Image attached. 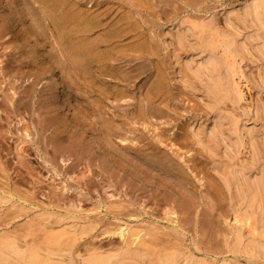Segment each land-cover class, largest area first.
<instances>
[{"label":"rangeland","instance_id":"1","mask_svg":"<svg viewBox=\"0 0 264 264\" xmlns=\"http://www.w3.org/2000/svg\"><path fill=\"white\" fill-rule=\"evenodd\" d=\"M114 1L115 0H86L85 3V0H73L74 3H79L80 9L83 8L82 10L91 11V14L93 15L104 10L107 6H111V4L113 7L111 6L109 7L110 9H107L110 10L111 16L114 15L112 13L115 12L114 17L112 16L115 20L124 14L122 11L125 13L130 11L133 16L135 15L134 18L140 27L136 24V31L134 33V36L136 35L135 39L134 36H132V40L129 42L131 45H134L132 48H137V52L134 51V54L136 53L137 55L135 54V56L133 52L131 55H133L135 59L138 58L139 60L131 59L135 63L131 62L130 65L132 67L130 69H128L129 67L126 68L124 66V69L121 71H116L117 74H122V77L126 72H128L125 74L127 78L124 79L125 83H127L126 79L129 81L127 83V92L125 93L127 97H129L127 99H130L129 102L131 101V106H128L129 103H126V100L121 101L120 103H114L116 106L119 104L123 110H118L120 118L122 116L124 120L128 121L125 122L123 119H117L118 122L116 123L117 125L119 124L120 128L122 126V130L121 132L119 130V133L124 135L126 134L130 140L135 139L134 142L131 141L132 146L135 145L134 147L139 146L140 148H143L142 146L144 143H142V140L144 138L147 142L150 141L153 143L150 144V142H148L149 150H151L152 153L148 150L149 155L144 153L143 155H140V153L137 155L135 150H139L140 148H133L131 146L133 150L132 152H127L129 153V156L128 154H123L121 153L120 148H122V146L120 147L119 140L116 141L117 137L116 139L111 138L112 142L104 141L103 143V141L99 140V136L97 137L95 135L94 128L92 127V129L90 127V124L94 121V119H83L85 122L81 121V126L84 127V129L83 132L80 131L81 134H77L79 137L76 139V145L67 141L68 137L65 136L62 138H65L68 144H66L65 139L53 138L50 146L51 149L49 147V149H46V147H44L45 144L43 145L42 141L44 138L43 135L45 134L43 133L42 138L40 137L42 144L40 145L42 147H39H41V149H45V151L49 153L45 156L47 158L56 156L57 164L60 165H58L60 168L57 166V169L54 171L50 165L44 162L45 156H43L40 148L37 149L34 147V144L30 143L31 140L29 138L26 139V142L28 143H23L22 141L24 138V135H22V129L24 126L26 127L31 124V131L33 130L32 132L36 133V130L34 131L33 128L36 125V120L32 124V121L28 119V114L15 118L13 126L16 124L17 130H21L16 132V136L10 135L9 138L11 140L13 137V142H17L19 139V141L22 142L20 147L25 150L26 154L20 156L17 155L16 145H18L19 142H17V144L15 142L13 144L10 140L7 142V144L9 143L7 145V152L9 154L11 153L10 156L7 157V161L9 162V165L12 164L11 166L14 169V171L12 170L14 173L13 178L17 176L14 178V181L17 179L19 180H17V184H14V181H12L13 184L11 183L9 184V187H6L5 191H12L11 193L15 196L11 203L0 205V241L14 240L19 244L25 241H33L35 247L48 244V241L43 239V235H63V228H56L52 233H45V224L42 223V221H45L44 218H48L49 215L52 214L54 216H51L50 223L56 221V219L60 216L66 218L64 220V227H70L73 224H77L76 227L79 226L77 231L78 235H80L81 231H83L81 226H85V236L78 240L72 247L70 253V257L72 258L71 264H80L81 261L78 255L81 253L84 254L86 249L90 248L89 246L99 247L103 250L119 246L120 240L117 234L113 233L116 232L115 230H117L119 226H124L123 228L127 227L130 231L132 229L134 230V228L135 230L139 228H147L146 230H149V228L150 230L155 229L154 235H143L139 243L158 242L159 245H162L161 241L163 240L165 242L168 241L167 244L169 243L171 245L173 243L179 246L178 243H180V245H182L179 246V249L186 247L187 250L197 254H200L202 251L205 253V250L211 251V249L213 250L216 247L217 251L215 249L212 251L214 255L211 254V259L215 260L218 264H221L224 261L226 263L228 262L227 264H241V262L242 264H246L244 259H241L239 256L231 255L226 252L227 250L224 251V244H221L223 241L218 239H221L220 236L222 235H229L230 225L233 223L231 219L232 200L231 195L229 194L230 192H228V187L234 168L238 166L245 167L250 165L253 154L251 153L252 149H256V152L260 155L262 154L261 151L264 148V63L262 54L258 47L250 43L251 40H247L249 41L247 45L246 39L248 38H246V36L249 31V23L247 24L246 22L235 18L237 15L241 14L243 6L251 0H140L139 2L138 0H132L130 1L131 3H129V0H125V2L124 0H120L122 3L119 0H117V2ZM140 3L142 4V9L139 8L141 6ZM19 4L20 8L14 9L9 7L4 14L6 16H10L14 10V12L18 14V18H23L25 16L24 13L27 6L23 7L22 3ZM4 5L7 4L4 3ZM90 6L93 7L89 8ZM136 6L139 7L137 8ZM35 7L37 8V6ZM115 8H118V10ZM40 9L43 8L41 7ZM40 9L38 8L36 12L37 14L39 13L42 15L40 17L43 18V15H45L43 13L44 10L41 11ZM211 13L218 14L216 17V24L218 26L217 29L224 38H243V42L246 44V49L242 57L241 66L243 67L249 86L253 89L252 98H250L246 87L244 86L245 82L242 80L243 99L239 101L237 105H231L229 102L219 105V109H223L220 111H223L222 114L225 115L224 117L227 115L226 119H224L225 124L222 126V132H220L221 129L219 130L218 127L213 128L215 121L214 116L217 111L216 109H211L208 106V93L207 88L205 87L207 82H205L204 79H199L194 74L193 70L189 68L190 55L193 53L191 44H194V40L191 43H181L178 41L177 36L178 30L182 26L178 25L177 22L186 21L189 18L191 20L195 19L194 21H199L204 17L206 18ZM54 14L61 15V12L58 11ZM200 16L201 18H199ZM110 19L112 18L110 17ZM27 21L28 20H26V22ZM26 22L25 25L28 23ZM21 28L23 30L28 29L27 26H22ZM44 28L46 29V27ZM49 32V30L45 31L43 29L42 34H38L36 37L35 35H31L32 38L29 40H32L29 42L27 41L28 49L32 50V53L30 51L28 55L30 58L32 57L31 59H35L38 68L44 67L47 63H49V61L54 62L56 64L55 66H59V64H61V67L63 66V62H65L64 60L66 55L64 53L66 52V46L62 44L59 45L57 39H55V37ZM50 35H52L51 40L49 38ZM241 36L243 37L241 38ZM53 44L58 45L60 48L54 45V49ZM145 44L146 46L148 44L150 47H147L146 49ZM64 50L65 52L63 53ZM60 55L62 58L58 57ZM142 58L146 59L147 62L145 60L143 61ZM124 64L126 65L127 63L124 62ZM124 64H122V66ZM156 71L158 73H155ZM159 73L163 78L159 77ZM157 79H160L159 81L164 85L163 92L157 96H153L154 99H152L150 104L146 106L147 112L151 109L153 114V116H151L153 118H150L148 127H146V125L141 126L143 120H139V117L132 113L136 112L134 110L142 105V96L145 95V91L156 90ZM145 85L146 87L148 86V88H146ZM141 92L144 94H140ZM61 96L64 97V103L66 105H70L67 106L70 107L71 110H74V107L78 106L76 105L78 104L77 102L74 104L76 100L74 101L69 90H66L63 94H61ZM0 99L2 100V98ZM40 110L41 111H39V113H41L39 115L41 116H37L38 120L42 117V113L44 114L43 116H45V111H43L44 109L41 107ZM59 112L60 122L63 121L62 123L66 124L63 116L60 117V115L64 114L63 109L60 108ZM76 114L77 117H80L78 116V114H81L80 110H77ZM129 114L133 117L131 116V118ZM133 118H137L136 121ZM232 118H239L242 124L241 141L237 145H234L235 139L229 137H232V133L228 134V131L232 129L230 125ZM137 120L141 121L140 124H138L139 121ZM120 122L123 123L121 124ZM130 122L132 123L129 124L131 127L124 125ZM21 126L22 128H20ZM37 127L39 128V125ZM132 127L136 132L138 130V132L136 133ZM51 129L52 128H50L49 132L52 131L53 133L54 130ZM127 129H131L130 132ZM13 131L15 132V129ZM85 131L88 132L86 133ZM131 131H134L135 133ZM49 132H46L48 134L45 135V140L46 138L50 139V137H52V133ZM34 133H31V135ZM81 137L85 144L88 143L87 145L89 148H87V145H85V148L84 144H81ZM95 137L99 139L97 140ZM37 139L39 138L37 137ZM59 140H61V142ZM62 141H64L65 144ZM250 141L253 144L252 146L249 145ZM55 142L58 144H55ZM60 143L62 146L59 145ZM69 143L73 145L74 149L72 148V145H69ZM58 145L61 146V148ZM82 145L84 147H82ZM109 145L110 147L114 146L115 148H110ZM10 147L13 151L10 150ZM65 147L76 156H73L71 153L69 154L68 152L70 151H67ZM76 147L77 150H75ZM79 148H83L82 150L86 154H83V151ZM59 149L65 150L61 151ZM86 150L88 152H85ZM112 150L114 152L116 151V153ZM79 151H82L81 153L83 157ZM91 151L93 152L91 153ZM157 151L160 152L158 153ZM87 153H90V156ZM160 153L164 154L159 155ZM6 154L7 153H4V155ZM91 154H95L96 156L92 155L95 156L92 157ZM120 154L121 156L124 155V158L119 156ZM78 155L79 157L77 158ZM84 155L88 157H84ZM80 156L83 160L80 159ZM125 156H128V158H131L132 156V159H128L127 157L125 158ZM91 157L93 159H91ZM96 157H98L97 160L100 159L98 160L99 163L95 160ZM145 157H147V159ZM166 159H168L167 161L169 164ZM86 160L88 164L90 163L89 166L93 165V167L90 166L92 171L87 173L85 180L84 178H81L79 172L81 171L80 169L83 168L82 166ZM93 160L95 161L93 162ZM130 160H134V162H130ZM79 161L83 165L80 166ZM166 163L169 165H166L167 169L164 167ZM68 164L69 166H67ZM101 166H104V168ZM92 168L94 170L96 169L95 172ZM73 172L78 175V181L75 180ZM104 172L107 173L105 174ZM108 172L112 176L109 175ZM16 173H18V175ZM108 175L112 178L114 177L113 181L112 178L109 179L112 182L108 180V178H110ZM90 178H92V180ZM93 178L97 182L99 180L100 181L97 183L93 180ZM120 179H122L123 182ZM1 181L3 182L2 184L7 182L3 180ZM83 181L86 183L90 182L92 186L95 185L96 187L94 186V188L97 189L95 190L96 192H86L88 190H86ZM102 181L105 182L103 183ZM106 181L110 182V184L108 183L110 186ZM125 183L129 185L128 188V185ZM124 184L127 186H123ZM114 185L116 187H114ZM118 186L120 187V190L118 189ZM14 187L17 188L14 189ZM116 188L120 193H122L121 195L126 194L128 197H117V199L116 197L111 198L110 196L113 194L114 190L118 195ZM123 189H125L124 192ZM4 197L5 195H0V199ZM142 197L146 199L143 209H140L137 205L134 207L135 209H133V207L128 209L131 213H133L134 210H137V218L134 217L136 219H130L128 217L127 219H118L115 216L119 213V210H116V208H110L112 207V204L127 205L125 203L130 202L128 199H131V201L135 199L134 201L136 202ZM120 201L124 203H121ZM110 202L112 204H110ZM128 210H125L124 212ZM146 211H149L150 214L147 215L148 213ZM171 212H174V214L169 215L168 213ZM42 214L43 216H41ZM77 216L80 217L81 220L78 219ZM88 218L89 220H87ZM169 219L172 222L169 223ZM174 221L176 222L174 223ZM214 235L216 236V239L214 238ZM211 242L214 243L213 247L211 246ZM219 243L221 245H219ZM164 244L165 243H163V245ZM217 246L219 248H217ZM199 249L201 250L200 253H198L200 251ZM217 252L220 254L222 253L223 256H218L219 254Z\"/></svg>","mask_w":264,"mask_h":264},{"label":"bare ground","instance_id":"2","mask_svg":"<svg viewBox=\"0 0 264 264\" xmlns=\"http://www.w3.org/2000/svg\"><path fill=\"white\" fill-rule=\"evenodd\" d=\"M130 1L132 0H129V3H131ZM139 1L140 0H138V2ZM114 2H117V0H115ZM146 2H143V3H146ZM4 3L7 5H4ZM19 3H22L23 7L27 6L26 7L27 11L25 10V13H24L25 16L23 18L22 17L18 18V14L15 13L14 10H13L12 15L10 16L9 15L6 16L4 14V12L9 7L14 8V9L20 8ZM85 3H86V0H85ZM141 3H140L141 6L140 5H139L140 7L138 6L140 9L143 8ZM35 6H37V8ZM111 6L113 7L112 4ZM111 6L110 5L107 7L104 6L105 7L104 10L102 11L99 10L100 12L93 15L91 14V11L82 10L83 8L80 9L79 3H74L73 0H0V49H1L0 50V98H2V100L0 99V191H1L0 195L1 196L5 195L4 198L0 199V205L11 203L12 199L15 197L14 194L11 193L12 191H8V190L5 191L6 187H9V184H11L12 181H14V178L17 177L14 175L15 177L13 178L14 169L11 166L12 164L9 165V162L7 161L8 159L7 157L10 156L11 154L7 152V145L9 144V143L7 144V142H9L10 140L9 138L10 135L16 136L17 135L16 132H19L21 130V129L17 130L16 124H14L13 126V123H14L15 118L21 117L22 115L24 116L28 114L29 116L28 119L32 121V124L36 120V123H35L36 125L33 127L34 131L36 130V133L32 132L33 130L31 131V126H32L31 124H30L31 126L29 125V126L23 127L22 129L23 131L22 135H24V138L22 139L23 143H25L26 139L29 138L31 140L30 143H33L34 147H36L37 149L40 148V151H42L43 156L49 154L47 151H45V149H41L42 144L40 140L42 138L43 133L45 135L48 134L46 132H49L50 128L54 130L53 133L52 131L49 132V133H52V137H50V134H49L50 139L46 138L45 140L44 139L45 135H43L44 137L43 139L45 141L43 139L42 141H43V145L45 144L44 147H46V149L50 148L53 138L61 139L62 137L66 136L68 137L67 141H69L72 144L73 143L75 144V142L77 141L76 139L79 137V135L77 134H79L80 131L83 132V129H84V127L81 126L82 125L81 123L85 122L83 119L85 120L94 119V121L91 122L90 127L94 128L95 135L97 137L99 136L100 139L99 138L98 139L100 141H103V143L104 141L112 142L111 138L116 139L117 137L116 141L119 140L120 142L119 145L120 147L122 146V148H120L121 153L128 154L129 156V153L127 152H132L133 148H138V149L140 148L139 146L134 147L135 146L134 144H133L134 146H132L131 141L134 142L135 139L130 140V138L127 137L126 134L124 135V134L119 133V130L120 132L122 130V126L120 128L119 124L117 125L116 122H118L117 119H123L122 116L120 118L118 114V110H122V109L119 104H117L118 106L115 105L116 103H120L121 101L126 100L127 101L126 103H129L128 106H131L130 104L131 101L129 102L130 99H127L129 97H127L125 93L127 92V86H128L127 83L129 81L126 79L127 83H125L124 79L127 78L125 74H127L128 72H126L124 76L122 77V74H119V73L117 74L116 71H121L122 69H124V66L126 68L129 67L128 69L132 67L130 64L131 62H134V61H132L131 59H135V58L131 54L132 52L134 54V51L137 52L136 50L137 48H132V46L134 45H131L129 41H131L132 36H134V33L136 31L137 22H136V19L134 18L135 15L133 16L130 11L126 13L122 11L124 14L122 13L123 15L115 20L113 18L115 15V12L112 13L114 14L112 15L113 16L112 17L110 10H109L110 9L109 7ZM41 7L43 9H40ZM92 7L93 6H90L89 8H92ZM38 8L41 11L44 10L43 13L45 15H43L44 16L43 18L40 17L42 15H40L39 13L37 14L36 10ZM115 9L118 10V8H115ZM58 11L61 12V15L54 14L55 12H58ZM217 15H218L217 13H211L209 16H207L206 18L204 17L199 21L197 20L194 21L195 19L191 20L189 18L186 21L177 22L178 25L180 26L182 25L181 28L177 32V36H178V41L181 43H191L194 40L193 41L194 44H191L192 45L191 49L193 50V53L190 55L189 68L193 70L194 74L199 79L201 80L204 79L205 82H207L205 87L207 88V93H208L207 94L208 106L211 109H216L217 111V113L215 111L216 114L214 116L215 121L213 120L214 121L213 128L218 127L219 130L221 129L220 132H222V126L225 124L224 119H226L227 115L226 117H224L225 115L222 114L223 111L222 112L220 111L223 109H219L220 108L219 105H222L228 102L231 103V105H237L239 101L243 99L244 95H243L242 84H241L242 80H244L245 82L244 86L246 87L248 96L250 98H252L253 89L249 86L246 80V76L244 74L243 67L241 66L242 59H243L242 57L246 49V44L243 42L244 40L242 38L243 36H241L242 39L238 37H237L238 39L234 37L224 38L223 35H221L217 29L218 27L216 24ZM110 17L112 19H110ZM199 18H201V16ZM235 18L237 20L246 22L247 24L249 23L248 24L249 31L247 30L248 33L246 32L247 33L246 38L248 39H246V41L251 40L250 43L258 47V49L260 50L262 54V59L264 63V0L248 1L243 6L241 10V14L237 15ZM26 20H28L27 21L28 23L26 22ZM24 21L27 23V25H25ZM22 26H27L28 29L23 30L21 28ZM44 27H46V29ZM43 29L45 31L49 30L50 31L49 33L52 34L55 37V39H57V42L59 43V45L62 44L66 46V52L65 50L63 51V53L65 52L64 54L66 56L64 60L65 62H63L62 67H61V64H59V66H55L56 64L54 62L49 61V63H47L44 67L38 68L37 67L38 65L35 59L34 58L31 59L32 57L30 58V56L28 55L30 51L32 53V50L28 49L27 41L29 42L32 40V39L29 40L30 38H32L31 35H35L36 37L38 34L39 35L42 34ZM52 35L49 36L50 40L52 39L51 38ZM135 36H134V39H135ZM248 42L249 41H247V45H248ZM54 45L58 46L56 44H53V47ZM147 47H150V46L147 44L146 49ZM61 51H62V48H61ZM58 57L62 58L61 55ZM135 60H139V59L136 58ZM144 60L146 61V59H143V61ZM124 62L127 64L125 65ZM122 64L124 65L122 66ZM157 71L155 73H158ZM159 77H162L160 76V73H159ZM119 79L121 80L123 79L124 81L123 80L121 81ZM159 80L158 79L156 80L157 88L155 91L147 90L144 92L145 95L142 96L143 102L140 99H138L141 101L142 105L140 106L138 105L139 107L137 109L135 108L136 110H134L136 112L132 113L134 115H137L139 117V120H143V123H141V126L146 125V127H148L150 118H153L151 109L150 111L147 112L146 106H148L150 104V101L154 99L153 96H157L158 94L163 92L164 85ZM146 88H148V86ZM66 90H69L70 95L72 96L74 101L76 100L74 104H76V102L78 103L76 104L78 106L74 107L75 108L74 110L72 109L74 112L70 109V107H68L70 105L67 104L68 105L67 106L64 103V97L61 96V94H63ZM144 93L141 92L140 94L143 95ZM41 107L44 109L43 111H45V116H43L44 114L42 113V117H40V120H38L37 116H41L39 115L41 113V112L39 113V111H41L40 110ZM60 108L63 109V113H64L63 115H60V117L63 116V118L66 121V124L62 123L63 122L62 120H61L62 122H60V118L58 114ZM77 110L78 111L80 110L81 114L80 115L78 114V116L80 117H77V114H76ZM131 116L132 115H130V117ZM137 118H133V119H135L136 121ZM124 121L128 122L127 120H124ZM140 122L141 121H139L138 124H140ZM120 123L122 124L123 122H120ZM129 124H132V123L131 122L126 123L124 125L131 127ZM38 125H39V128L37 127ZM230 125L232 129L228 131V134L232 133L231 134L232 137L231 136L229 137L234 138L235 139L234 145H237L241 141V125H242L241 120L239 118H232V122L230 123ZM88 126H89V123H88ZM20 128H22V126ZM14 129H15V132L13 131ZM134 131H131V132H134ZM85 132L87 133L88 131H85ZM31 133H34V134L31 135ZM37 137L39 139H37ZM141 137L143 138L142 135ZM12 139L10 141L13 142ZM62 139L64 140L65 138H62ZM59 141L61 142V140ZM81 141H82V137H81ZM17 142H19L18 145H16L17 155L20 156V155L26 154L25 150H23V148L20 147L22 145V142H20L19 139ZM17 142L15 143L17 144ZM62 142L64 143V141ZM65 142H66V139H65ZM82 142L81 144H84V146L88 144V143L85 144L84 142L83 143ZM148 142L144 138L142 140V143H144V145L143 146L140 145L143 148H140L139 150L134 149L137 155L139 153L140 155L141 154L143 155V153L146 155H149L148 152L151 150H149ZM56 143L57 142H55V144ZM70 143L69 145L71 146L72 144ZM66 144H68V142H66ZM150 144H153V143L150 142ZM59 145H61V143ZM249 145L250 146L253 145L251 141L249 142ZM61 146L59 147L61 148ZM84 146L82 145V147ZM77 147L75 150H77ZM111 147L113 148L114 146H111ZM72 148H73V145H72ZM87 148H89L88 145H87ZM10 150H11V147H10ZM59 150L64 151L65 149H59ZM68 150L69 149H67V151ZM11 151H13V149ZM81 152L79 151V153L82 155ZM85 152H88V151L86 150ZM92 152L93 151H91V153ZM4 153H7V154L4 155ZM68 153L70 154L71 151ZM114 153H116V151ZM164 153H160L159 155H162ZM251 153H253L251 164L245 167L238 166L234 168V171L232 173V178H231V181L228 187V192H230L229 194L231 195V200H232L231 219L233 223L230 225L229 235L223 233L225 235H222V236L219 235L221 239H218L219 237L217 239L223 241V243L221 244L222 245L224 244V248H225L224 251L227 250L226 251L227 253L231 255L239 256L241 259H244L246 264H264V148L261 151L262 154L260 155L256 152V149H252ZM83 154H86V153H84L83 151ZM87 154H89L90 156V153H87ZM92 155H95V154H91V156ZM73 156H76V155L73 154ZM95 156H92V157H95ZM119 156H121V154ZM128 156H125V158L126 157L128 158ZM78 157L79 155L77 156V158ZM82 157L80 159H82ZM84 157H88V156L84 155ZM92 157L91 159H93ZM97 158L98 157H96L95 159L96 161L100 160V159L97 160ZM145 158L147 159V157ZM128 159H132V156L131 158H128ZM95 160H93V162ZM167 160L168 159H166V161ZM132 161L134 162V160H130V162ZM44 162L50 165L54 169V171L57 169V166L59 165L57 164L56 156H51V158H47L45 156ZM86 163H87V160L84 163V165L80 163V166L83 165L82 166L83 168L81 167L82 169H80L81 171L79 173L81 175V178H84V179L86 178L87 173H90V171H92L90 169V166L93 167V165L89 166L90 163L89 164L88 163L86 164ZM168 164L166 163L164 167H166V165ZM67 166H69V164ZM101 167L104 168V166H101ZM95 170L93 169L94 172ZM16 174L18 175V173ZM74 175L73 176L75 177V180L78 181L79 179V177H77L78 175H76L75 173ZM109 175L111 174L109 173ZM68 176H71V175H68ZM111 178L112 177L108 178V180ZM113 178H112V181H113ZM90 179L92 180V178ZM1 180L7 181L8 183L5 182L4 184H2L3 182ZM17 180L14 181V184L18 183ZM120 180L123 182L122 179ZM83 182L82 183L86 187V190H88L86 192H90V193L91 191L96 192L95 190L97 189L94 188L95 185L92 186L90 182H87V183L85 181ZM102 182L104 183L105 181H102ZM88 183L91 185H89ZM108 183L110 184V182H107V184ZM125 184L123 186L128 185V184L127 185ZM114 187L116 186L114 185ZM128 187L129 185L127 186V188ZM15 188L17 187H14V189ZM118 189L120 190V187ZM118 189L116 188V191H118ZM124 190L125 189H123V192ZM114 193H115V190L112 195L110 194L111 198L116 197L117 199V197H128V195L126 194L121 195L122 193H120L119 191H118V195L116 193L115 195ZM128 200L130 202L125 203L127 205L117 204V203H116L117 205H113L110 202V204H112V207L110 208L112 209L116 208V210L117 209L119 210V213H117L118 215L114 213L116 214L115 217H117L118 219H121V218L127 219V217L130 219L131 218L133 219L134 217L137 218V214H138L136 212L137 210H134V212L136 213L134 212L131 213V211H129L128 209L131 207L135 209L134 207L136 205L140 209H143L144 208L143 205L146 202V199L144 197L140 198V200L138 199L139 201H136V202L134 201L135 200L134 199L133 201L135 203L131 201V199H128ZM121 203H124V202H121ZM125 210H128V211L124 212ZM146 212L148 213L147 215L150 214L149 211H146ZM168 214L173 215L174 212H171ZM41 216H43V214ZM51 216H54V215L51 214L49 215L48 218H44L45 221H42V223L45 224V227H44L46 230L45 233H52L56 228L58 229L63 228V231H62L63 235H43L44 237L43 239L48 241V244H45V245L43 244L40 247L38 246L35 247L33 241H25V242H22L21 244L17 243L14 240L0 241V264H71L72 258L70 257V253H71L72 247L78 240H80L81 238L85 236V233H86V231H84L85 226H81L83 231H81L80 235H78L77 231L79 229V226L76 227L77 225L76 223H75L76 225L73 224L70 227L68 226L64 227V220L66 218H63L60 216L61 218L58 217L56 221H54L53 223H50ZM78 219L81 220L80 217H78ZM87 220H89V218ZM90 220H93V219H90ZM170 222L172 221L170 220L169 223ZM175 222L176 221H174V223ZM174 223H171V224H174ZM123 227L119 226V228L115 230L116 232H113L114 234H117L120 240L119 246H117L116 248L112 247L110 249L103 250L99 247L86 245V246H89L90 248L86 249V251L84 250L85 251L84 254L81 253L83 255L81 254L78 255L81 261L80 264H218L215 260L211 259V254H213L212 251L214 249L217 251L216 247L213 250L211 249V251L209 250L210 252L203 249L205 250V253L203 251L202 253L201 250L199 249L200 251L198 253L200 252L201 253L197 254V253L187 250L186 247L183 249L181 248L179 249V246L182 245V244L180 245V243H178L179 246L173 243L172 245L169 243L167 244L168 241L165 242L164 240L161 241L162 245H159L158 242L139 243L143 235H149V236L154 235L155 229L150 230L149 228V230H146L147 228L146 229L143 228L144 229L143 230L139 228L135 230L134 228L133 230L131 227L132 230L130 231L129 229H127V227L126 228H123ZM214 238L216 239V236ZM163 243L165 244L163 245ZM221 244L219 243V245ZM213 245L214 243L211 242L212 247ZM207 246H206V249H207ZM217 248L219 247L217 246ZM218 254H217L218 256H221V255L223 256L222 253L221 254L218 253ZM227 263L224 261L221 264H227Z\"/></svg>","mask_w":264,"mask_h":264}]
</instances>
